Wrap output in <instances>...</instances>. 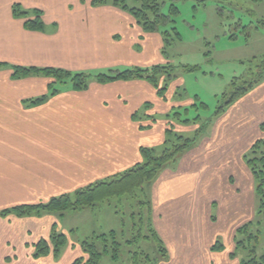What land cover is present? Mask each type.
<instances>
[{"label":"crops","instance_id":"obj_1","mask_svg":"<svg viewBox=\"0 0 264 264\" xmlns=\"http://www.w3.org/2000/svg\"><path fill=\"white\" fill-rule=\"evenodd\" d=\"M91 1L73 0L70 6L66 1L52 12L43 5L45 24L53 29L38 31L26 28L25 19L14 16L13 5H22V0H0V214L19 205L47 202L113 176L142 161L141 147L165 142L169 119L155 129L151 116H139L154 114L156 110L143 108L155 101L164 112L170 110L146 79L107 83L93 79L83 90L56 82L53 86L59 92L50 94L52 77H14V65L70 71L110 67L114 63L105 62V48L123 44L116 41V35L131 32L133 40L138 32L145 35L135 26L137 21L120 8L107 7L117 15L105 16L99 13L105 8L93 7ZM152 39L160 50L162 38L161 42ZM124 46L131 47L128 42ZM46 93L45 101L36 102ZM262 139L264 79L215 118L210 133L182 153L178 168L164 167L154 180L151 219L168 257L160 264H234L232 244L227 243L234 245L235 233L245 218L235 217L238 209L232 206L236 200H245L246 211L249 198L238 191L240 185L234 189L232 182L251 181L255 192L247 156ZM218 196L222 197L219 202ZM60 217L43 211L0 215V264L86 261L88 254L82 244L86 239L73 237L75 227L64 224ZM54 228L67 238L57 255L51 242ZM220 234L227 235L225 248L216 250L213 246ZM41 240L49 242L50 252L36 256Z\"/></svg>","mask_w":264,"mask_h":264},{"label":"rangeland","instance_id":"obj_2","mask_svg":"<svg viewBox=\"0 0 264 264\" xmlns=\"http://www.w3.org/2000/svg\"><path fill=\"white\" fill-rule=\"evenodd\" d=\"M66 1L70 6V2L73 0H22V7L28 10L31 16H35L36 10H42L43 5L49 7L52 12L54 8ZM81 1L85 3L89 0ZM159 2L161 12L168 16L166 22L158 25L156 32L160 37L153 33L149 35L146 32L145 35H140L138 32L136 40L132 39L131 32L116 35V41L123 44L119 48H115L116 45H114V54H111L113 49H109L107 46L104 56L105 62H113L114 65L73 72L85 71L89 75V86L95 79V75L111 74L110 68L116 71L112 74H117L118 71L135 67L150 68L155 64L167 66L171 63L174 67L172 68L173 77L171 79L163 78L164 75H167L168 69H164V72L158 77L160 78L157 82L158 87H162L163 81L168 79L164 96H160L158 89L152 84L156 95L166 100L163 103H169L170 110L164 112V107L155 101L152 104L146 103L143 108V111L156 110L154 114H140L139 116L142 118L151 116V121L156 123L155 129L164 123L165 118L169 119L167 129L171 130L168 135L171 141H182L178 140L179 136L190 138L196 136L194 142L196 143L204 133H210V128L218 116V108L222 106L228 110L229 106L225 104V99L229 97H224V94L233 90L234 78H243L237 79V83L241 84L243 80H256L261 73L258 65L264 53V0H159ZM126 3L131 7H138L141 4L137 0H126ZM173 3L177 6L175 11L172 10ZM90 5L93 6L92 1ZM97 6L105 8V11L99 12L105 16L117 15L116 12L106 10L107 7L116 10L120 8L113 5V0H107L106 3L93 7ZM73 8L74 5L71 6V9ZM120 11L124 15L132 16L137 21L135 26L144 32L134 15L121 8ZM44 16L43 11V20ZM127 28L126 26L125 29ZM52 29L51 25H46L45 30L51 31ZM152 37H156L160 42L162 38L163 44L160 50H157L158 43ZM126 40L131 47L124 46V43H127ZM106 43L109 41L107 40ZM189 66H197V68L188 69ZM142 74L151 75L152 71ZM70 82L71 80H67L66 85H70L72 83ZM164 82L166 83V81ZM63 83L57 82L56 84ZM47 93L51 94V91L49 90ZM154 100L156 99L154 98ZM205 123H207L205 131L200 136L196 135V128ZM195 124L198 126L194 128ZM146 147L153 148L156 155H161L166 148V143L154 142ZM258 150L260 151L259 157L262 159L264 142L260 143ZM249 153L250 156H254L253 152ZM181 157L182 153L177 155L175 160L167 162L164 167L178 168ZM259 163L260 167L264 168V160H260ZM132 167L134 166L100 181L118 178ZM235 170L239 171V168L235 166ZM232 183L234 189L240 185L238 191L249 198L246 211L245 200H236L235 206H232L234 210L238 209L239 215L235 217H241V219L244 217L245 221L242 223L248 224V227L235 233L234 245L231 242L227 243V246L232 244L231 252L235 253V257L231 259L234 264H241L254 256L264 254V206L261 205V202L259 205V197L257 198L254 192L253 182L246 183L243 180L234 179ZM153 185V180H150L144 184L143 189H138L133 195L113 196L95 207L69 209L64 212L63 216L62 213L55 214L63 217L64 224L75 227L73 232L75 238L84 240L89 239L88 237L91 235L108 234V241L102 238L97 239L100 251L105 250L106 247L109 250L103 256L101 264H132L134 259L132 260L131 256L134 257V253L137 251L148 252L151 259L148 264H160L168 257L162 249L164 245L158 241L149 224L150 214L146 204L140 202L145 200L146 193L152 194ZM221 199L222 197L218 196L216 201L219 202ZM241 203H243V207L239 209L238 205ZM217 206L214 205L215 212H217ZM239 210H242V213H239ZM112 231H115L114 235ZM226 237L227 235L220 234L218 239L225 243ZM115 241L121 244L118 247L119 257L117 259L113 257V250L117 246ZM228 250L230 249L228 248Z\"/></svg>","mask_w":264,"mask_h":264},{"label":"trees","instance_id":"obj_3","mask_svg":"<svg viewBox=\"0 0 264 264\" xmlns=\"http://www.w3.org/2000/svg\"><path fill=\"white\" fill-rule=\"evenodd\" d=\"M140 1V6H130L126 3V0H113V5H117L123 10L129 11L134 17L138 20L141 27L145 32L153 33L158 30V25L164 23L168 20V16L161 12V4L159 0H137ZM107 0H92V5H100L106 3ZM172 10H177V6L173 3ZM14 16L19 18H24V25L30 30H45V21L43 20V10H36L35 16H31V13L28 10L23 9L20 3H15L13 5ZM143 19V20H141ZM1 65V64H0ZM261 69L259 77L256 80H243L241 84L237 83V79H243L241 77H235L232 85L233 90L225 93L224 97L228 96L229 98L225 99V104L230 106L232 103L236 102L242 96L251 91L256 85H258L264 79V53L261 57L260 64L258 65ZM172 68L173 65L164 66L161 64H155L150 68H140L135 67L134 69H126L123 71H118L117 74H112L114 69L110 68V73H100L95 75V79L101 83H107L117 79H146L158 89V94L164 96L163 93L166 91V86L168 84V79H165L166 83L163 81V86L158 87L159 75L166 71L167 75H164L163 78H172ZM197 66H189L188 69H194ZM14 77H29L32 75H43L47 77H52L55 79L54 82L50 83L49 88L51 94L59 92V90L54 87L56 82H65L71 80V85L76 90H82L88 87L89 84V75L85 71L73 72L60 67L53 66H25V65H14ZM152 71L151 75H144L143 72ZM71 78V79H70ZM48 94H43L39 98L35 99L36 102H43L47 99ZM226 110L225 107L220 106L217 110V115L223 113ZM169 116V114H166ZM188 121V120H187ZM205 123L203 126L196 128V135L200 136L206 129ZM200 126V125H199ZM166 148L164 149L161 155H156L155 150L151 147H141V155L143 161L138 162L134 167L130 168L124 172L118 178L109 180V181H98L89 185H86L79 190H76L72 193H65L50 199L47 202H40L37 204H24L19 205L13 209L4 210L0 215H7L12 211L17 212L19 215L32 213L34 211H43L46 213H64L69 209H83L86 207H95L97 204L103 203L113 196H122V195H133L137 192L138 189L144 187V184L147 181L154 180L157 178L158 174L164 168L165 164L169 161L175 160L176 156L185 152L187 149L194 145L196 141L195 137H184L179 136L178 140L182 141H171L168 138L170 129H166ZM181 138V139H180ZM264 142V139L258 141L250 152H253L254 156H250L248 153V164L251 171L255 177V193L257 198L259 197V205L264 206V168L260 167V160H264V156L260 159V151L258 147L260 143ZM169 143V144H168ZM253 157V158H252ZM142 204H146L148 212L150 214L149 224L152 227L154 234L157 236L158 241L162 244L161 238L155 230L152 220H151V199L148 193L145 194V200L140 201ZM248 224L242 225L238 230L247 228ZM112 234H115V231H112ZM108 234L94 235L90 239L83 241L84 251L88 254L86 261L83 258H78L74 264H101V260L105 254L109 252L108 247L105 250L100 251L97 246V239L102 238L105 241H108ZM235 239V238H234ZM51 242L54 247V253L57 255L59 251L67 242L65 234L58 232L55 228L51 235ZM117 246L114 251V258L119 257L118 247L121 245L120 242H114ZM214 249L223 250L225 248L224 243L219 240L214 244ZM162 249L165 251L166 248L163 246ZM50 252V244L47 240H41L36 245V256L45 255ZM231 257H235V253H230ZM132 264H148L151 260L148 252L137 251L134 253V257L131 256ZM241 264H264V254L260 256H254L248 261H243Z\"/></svg>","mask_w":264,"mask_h":264}]
</instances>
